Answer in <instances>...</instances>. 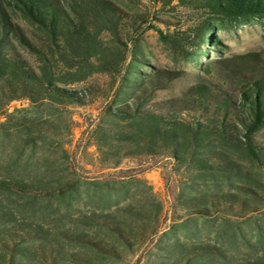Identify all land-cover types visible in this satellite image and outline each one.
I'll list each match as a JSON object with an SVG mask.
<instances>
[{
    "label": "trees",
    "instance_id": "16d2710c",
    "mask_svg": "<svg viewBox=\"0 0 264 264\" xmlns=\"http://www.w3.org/2000/svg\"><path fill=\"white\" fill-rule=\"evenodd\" d=\"M156 1L163 6L175 1L188 5L200 56L205 54L203 43H218L210 38L219 27L216 19L264 18V0ZM126 17L114 0H0V111L22 98L49 102L52 107L85 104L91 91L67 86L95 73L116 76L115 80L119 75L111 102L94 130L104 166L118 167L124 158L138 155L172 156L189 171L190 183L178 196L188 208L183 224L253 211L248 200L223 188L249 176L244 160L264 162V143L255 136L264 128V79L252 76L236 96L199 82L181 99L153 101L156 89L166 86L161 85V77L167 75L169 80L174 73L143 71L144 60L136 48L124 67L128 41L120 31ZM167 25L168 31L157 28L159 37L182 48L189 35L170 30L174 23ZM105 32L113 37L110 43L104 40ZM21 49L34 56L33 63ZM249 67L259 73L256 65ZM12 115L7 113L6 121L0 123L3 140L9 137L5 126ZM61 123L38 112L23 118L19 127L25 142L49 145L57 140L50 133L59 135ZM61 150L68 156L63 145ZM23 152L17 149L8 159L0 155V164L6 159L0 178V264H124L149 240L144 231L158 222L160 203L156 212L133 202L119 205L108 188L110 183L67 177L68 166L57 171L46 156L35 160L32 151L22 160ZM118 187L126 195L129 180L120 181ZM83 205L90 207L89 213L82 212ZM77 212L81 214L75 219ZM227 228L220 244L184 240L169 230L159 238L146 264H264V251L254 258L242 255L243 246L253 250L257 243L236 225ZM156 230L154 226L151 232ZM261 242L264 232L259 230Z\"/></svg>",
    "mask_w": 264,
    "mask_h": 264
},
{
    "label": "rangeland",
    "instance_id": "374dc122",
    "mask_svg": "<svg viewBox=\"0 0 264 264\" xmlns=\"http://www.w3.org/2000/svg\"><path fill=\"white\" fill-rule=\"evenodd\" d=\"M126 12L127 23L120 31L121 38L128 41V50L125 65L133 55V49H138V57L144 60L143 71L155 74L158 69L170 70L173 77L167 80V75L161 78V85L156 89L153 101H167L173 98H183L189 89L199 83L208 82L214 87L225 90L236 96L240 89L251 80L252 76H262L264 79V18H253L247 21L216 19L219 25L211 32V40L217 44H202L203 56L198 54V39L191 33V23L194 16L188 5L177 4V1L163 6L156 0H114ZM201 12L203 10H200ZM198 10V12H200ZM168 23H174L170 30L177 28L181 33L189 35L182 48H174L169 42L161 40L157 28L168 31ZM104 40L110 43L113 39L109 32L103 34ZM208 50L210 57H206ZM29 61L34 62V56L21 49ZM246 62L247 64L243 63ZM252 65L259 68V73L252 71ZM123 67V69H124ZM123 72V70H122ZM119 75L111 76L106 73H95L85 81L69 89L91 91L85 104L69 103L64 105L49 106V102L33 103L27 98L15 99L9 102L3 111H0V123L8 117L6 131L8 139L3 140V126L0 125V155L5 158L13 157L17 149H23L22 160L32 153L33 159L46 156L53 163L52 168L65 171L67 177L74 175L82 179H94L110 183L108 188L113 192L117 204L126 205L134 203L136 206H147L150 211L156 212L157 203L161 204L159 220L151 228L145 230L149 233V240L143 243L135 256L124 264H146L152 250L158 246L159 238L169 230L177 231L178 235L186 239H194L198 243L220 244L224 229L237 226L253 242L257 243L256 249L249 250L242 247V255L254 258L262 255L264 243H258L259 230L264 232V162L244 160L247 178H236L233 186L225 183L224 191L237 194L249 201L255 209L247 214H219L209 218H199L185 222L188 218V208L178 200L182 188L188 186L189 171L184 165L180 167L169 154L138 155L124 158L118 167H105L101 161V153L95 145L94 130L110 104L113 91L118 85ZM52 108V110H51ZM40 112L44 118H51L54 122L62 121L58 125L59 135L50 133L57 139L49 145L38 142L36 146L25 142L22 138L19 122L23 118H30ZM264 143V128L256 135ZM61 145L67 149V155L61 150ZM32 147L34 149H32ZM4 158V157H3ZM1 160L0 178L3 174ZM179 168V170H177ZM144 179L146 183L137 181ZM122 180H129V189L124 195L119 190L118 184ZM112 186V187H111ZM86 190V185L81 186ZM81 206L80 203L78 205ZM84 206V205H83ZM82 206V207H83ZM113 209L115 204H111ZM111 208V209H112ZM82 212L89 213L90 207H83ZM80 212L75 214L78 218ZM230 215L228 223L225 216ZM233 223V224H231ZM154 226L157 230L152 233ZM251 253V255H250Z\"/></svg>",
    "mask_w": 264,
    "mask_h": 264
}]
</instances>
